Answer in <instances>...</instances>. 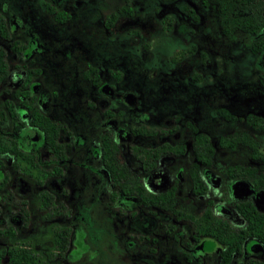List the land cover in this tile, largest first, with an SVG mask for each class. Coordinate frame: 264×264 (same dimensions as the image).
<instances>
[{"label": "flooded vegetation", "instance_id": "obj_1", "mask_svg": "<svg viewBox=\"0 0 264 264\" xmlns=\"http://www.w3.org/2000/svg\"><path fill=\"white\" fill-rule=\"evenodd\" d=\"M151 29L157 90L121 66ZM212 38L264 90V0H0V264H264V149L224 131L264 113L201 78Z\"/></svg>", "mask_w": 264, "mask_h": 264}, {"label": "rangeland", "instance_id": "obj_2", "mask_svg": "<svg viewBox=\"0 0 264 264\" xmlns=\"http://www.w3.org/2000/svg\"><path fill=\"white\" fill-rule=\"evenodd\" d=\"M110 2L102 4V9H109ZM137 4L138 11L147 10L140 3ZM141 15L144 14L141 13ZM41 26L42 24H37L36 30L39 31ZM159 31L154 29L149 37L144 36L140 40L133 37L130 41L131 52L128 57L124 56L125 66L121 63L122 68L126 67L128 69L126 79L142 81L149 86L152 85L153 90L158 89L156 83L164 82L167 84L166 82L170 79L168 73L163 72V70L169 68L167 58L173 48L177 47V41L172 37L168 36L160 40L155 33ZM70 41L76 44V41L72 38ZM219 42L212 38L211 53L207 64L200 69L201 78L211 81L212 88L216 90V93L218 91L225 93L223 95L227 96L229 103L234 107L236 106L238 113H245L248 110L264 113V90L259 88L256 83L252 56L245 49H242L241 45L236 44V40L228 41L223 46L219 45ZM145 43H147V46H145ZM57 47L55 44L52 45L53 56L56 53L59 54ZM55 57L57 56L55 55ZM196 62H198V56H196ZM51 73L54 74L53 71ZM218 95L221 96L222 94L218 93ZM206 125L207 123L203 127H206ZM209 127H212V125ZM218 127V125L215 126V128ZM232 130H244L252 133L258 140L260 149H264V131H251L244 122H232L225 126L224 131L230 132ZM241 158L247 160V152H244Z\"/></svg>", "mask_w": 264, "mask_h": 264}, {"label": "trees", "instance_id": "obj_3", "mask_svg": "<svg viewBox=\"0 0 264 264\" xmlns=\"http://www.w3.org/2000/svg\"><path fill=\"white\" fill-rule=\"evenodd\" d=\"M234 22V23H233ZM238 21H232V22H228L226 25L228 27L227 29V32H231V30H233V28H235L237 26V23ZM245 25L246 26H251V23L250 22H245ZM4 59L2 57V54L0 52V78L1 76H3L5 74V68H4ZM264 79V77H263ZM248 121L256 128H259V127H262L263 124L261 123V121L259 119H257L256 117L254 118H251V119H248ZM242 136H243V141L249 145H252L254 146L256 144V141L250 137L248 134L246 133H242Z\"/></svg>", "mask_w": 264, "mask_h": 264}]
</instances>
